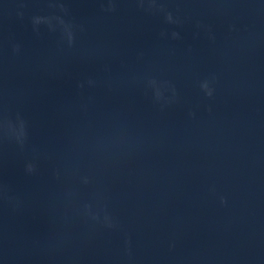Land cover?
Listing matches in <instances>:
<instances>
[{
	"label": "water",
	"instance_id": "1",
	"mask_svg": "<svg viewBox=\"0 0 264 264\" xmlns=\"http://www.w3.org/2000/svg\"><path fill=\"white\" fill-rule=\"evenodd\" d=\"M0 264H264V0H0Z\"/></svg>",
	"mask_w": 264,
	"mask_h": 264
},
{
	"label": "clouds",
	"instance_id": "2",
	"mask_svg": "<svg viewBox=\"0 0 264 264\" xmlns=\"http://www.w3.org/2000/svg\"><path fill=\"white\" fill-rule=\"evenodd\" d=\"M169 19H170V17H169ZM174 35H175V34H174ZM203 87H206V85H205V86H203ZM208 95H211V93L209 92V93H208Z\"/></svg>",
	"mask_w": 264,
	"mask_h": 264
}]
</instances>
